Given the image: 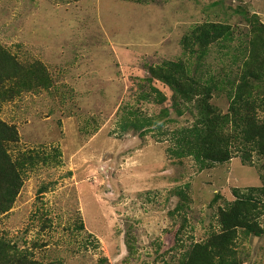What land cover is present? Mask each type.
<instances>
[{
  "label": "rangeland",
  "instance_id": "1",
  "mask_svg": "<svg viewBox=\"0 0 264 264\" xmlns=\"http://www.w3.org/2000/svg\"><path fill=\"white\" fill-rule=\"evenodd\" d=\"M145 1L0 0V43L20 62L43 63L53 82L0 107L19 134L12 159L50 156L24 169L14 204L0 214V238L36 264H180L191 242L218 230V208L234 201V189L262 183L259 164L238 154L200 171L169 156L170 131L193 116L176 114L172 91L148 67L182 56L183 35L203 21L230 24L240 44L249 24L234 9L264 24V0ZM223 54L210 49L206 64L218 69ZM123 105L154 124L120 135ZM236 247L242 264H264V235L238 234Z\"/></svg>",
  "mask_w": 264,
  "mask_h": 264
},
{
  "label": "trees",
  "instance_id": "2",
  "mask_svg": "<svg viewBox=\"0 0 264 264\" xmlns=\"http://www.w3.org/2000/svg\"><path fill=\"white\" fill-rule=\"evenodd\" d=\"M234 12L243 14L249 24L246 39L240 44H235V31L230 24L203 21L183 35L182 56L148 67L150 77L172 91L171 106L176 114L187 111L193 116L190 124L170 131L169 156L190 158L200 171L227 162L238 154L245 164H259L262 170L261 185L248 186L242 191L234 189V201L218 208V230L211 231L202 241L191 242L180 264H242L244 260L236 247L238 234L264 235V225L260 222L264 209L261 207L264 206V24L257 14L243 8L238 7ZM212 48L222 54L225 52L223 57L227 61L222 60L218 69L212 67L213 62L206 64V56ZM52 85L43 63L20 62L0 43V107L23 91L46 90ZM153 88L157 93L155 100L164 102L165 95ZM150 93L141 96L149 99ZM215 95L226 99L225 108L211 101ZM119 109L122 110L120 135L130 131L141 134L154 124L155 119L129 111L125 105ZM163 113L169 115L166 109ZM18 140L16 126L0 118V214L8 212L14 204L23 184L24 169L34 166L38 160L47 162L50 158L23 153L19 159H12L8 146ZM176 194L186 198L181 189ZM0 264H36V261L30 253L1 237Z\"/></svg>",
  "mask_w": 264,
  "mask_h": 264
},
{
  "label": "crops",
  "instance_id": "3",
  "mask_svg": "<svg viewBox=\"0 0 264 264\" xmlns=\"http://www.w3.org/2000/svg\"><path fill=\"white\" fill-rule=\"evenodd\" d=\"M117 73H119V71L117 70ZM117 88H119L120 89V87H119V84L117 85ZM112 104H115V102L114 103H112Z\"/></svg>",
  "mask_w": 264,
  "mask_h": 264
}]
</instances>
